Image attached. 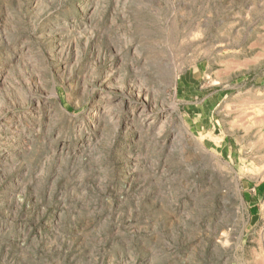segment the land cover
Returning <instances> with one entry per match:
<instances>
[{"label":"rangeland","instance_id":"obj_1","mask_svg":"<svg viewBox=\"0 0 264 264\" xmlns=\"http://www.w3.org/2000/svg\"><path fill=\"white\" fill-rule=\"evenodd\" d=\"M0 264H264V0H0Z\"/></svg>","mask_w":264,"mask_h":264}]
</instances>
